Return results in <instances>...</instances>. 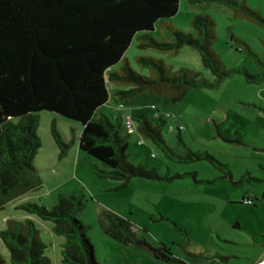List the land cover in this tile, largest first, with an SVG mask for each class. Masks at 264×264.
<instances>
[{"label": "rangeland", "instance_id": "1", "mask_svg": "<svg viewBox=\"0 0 264 264\" xmlns=\"http://www.w3.org/2000/svg\"><path fill=\"white\" fill-rule=\"evenodd\" d=\"M264 19V0H243ZM207 16L216 39L211 46L227 70L244 68L248 74L260 73L256 59L264 63V24L215 2L190 3L180 0L177 13L168 24L194 34L192 21ZM152 37L173 43L170 27L155 25ZM134 39L120 63L126 61L132 70L150 76L137 57L161 60L167 73L180 68L198 71L208 80L213 76L201 62L197 49L183 46L175 49L142 47ZM125 86L109 84V98L94 113L113 119L120 114L132 120L138 110L157 106L170 113L184 130L161 135L173 151L186 156L187 150L204 155L202 159L176 161L150 140L135 131L127 147L129 159L154 168L160 179L131 178L125 187L121 182L97 178L77 150L80 125L51 112L39 113L37 133L42 147L34 158L42 186L7 203L0 209V231L8 219L30 218L39 238L46 245L50 264H61L64 236L56 235L53 223L16 209L22 202H36L50 209L59 193L82 194L85 207L77 219L88 227V237L98 264H259L264 260V83H249L243 74L225 77L215 88L189 89L184 99L164 108L162 99L149 93L131 98L116 95ZM55 120L70 152L59 158V149L51 133ZM124 129V128H123ZM123 134H128L122 130ZM182 143L179 142V137ZM143 140V144L139 142ZM122 220L113 237L108 231L104 213ZM163 245L175 261L157 259L152 249ZM0 252L8 251L0 238Z\"/></svg>", "mask_w": 264, "mask_h": 264}, {"label": "trees", "instance_id": "2", "mask_svg": "<svg viewBox=\"0 0 264 264\" xmlns=\"http://www.w3.org/2000/svg\"><path fill=\"white\" fill-rule=\"evenodd\" d=\"M179 1L0 0V209L42 186L39 170L34 166V158L42 147L37 133L40 112L78 123L77 147L89 156L85 163L97 178L119 181L122 188L131 178L160 177L154 168L146 169L143 161L134 164L129 159L130 134H123L124 119L120 114L113 119L94 116L109 98V84L128 87L117 91L120 98L146 92L160 97L165 108L182 101L189 89L215 88L232 74L245 75L249 83H264V63L257 59L260 73L255 75L244 68L227 70L219 61L211 49L216 37L209 29L212 21L207 16L192 21L194 34L168 24L167 20L178 11ZM189 2H215L264 24V19L243 0ZM158 22L170 27L173 43L152 37ZM134 39L142 41V47L197 49L202 65L213 79L188 68L167 73L169 67L163 61L143 56L137 61L151 70L150 76L138 74L126 61L114 68ZM131 117L137 122V132L165 157L176 161L204 157L189 150L186 156L173 151L161 135L169 118L159 107L138 110ZM50 133L59 158H64L71 141H64L55 120L50 123ZM178 137L181 144L179 134ZM84 207L82 194L59 193L50 209L36 202H22L16 209L52 222L53 232L65 237L61 264H98L88 227L77 219ZM104 218L108 231L116 237L113 232L121 229L122 220L110 212H105ZM0 238L8 251L7 258L0 252V264H50L46 245L30 218L8 219ZM152 252L157 259L175 261L170 249L163 245Z\"/></svg>", "mask_w": 264, "mask_h": 264}, {"label": "built area", "instance_id": "3", "mask_svg": "<svg viewBox=\"0 0 264 264\" xmlns=\"http://www.w3.org/2000/svg\"><path fill=\"white\" fill-rule=\"evenodd\" d=\"M152 108H153V106H152ZM163 113L165 114V116H167L169 118V121H168L169 123L167 124V133H172L175 130H178V131L184 130V126L182 124H180V123H177L176 125L172 124V120L174 119L173 115H171L170 113H166V112H163ZM153 115H154V117L158 116V114H153ZM123 128H124L125 132L128 134L134 133V131H135L134 121H132L130 119L124 120L123 121ZM139 143L143 144V140H141Z\"/></svg>", "mask_w": 264, "mask_h": 264}, {"label": "crops", "instance_id": "4", "mask_svg": "<svg viewBox=\"0 0 264 264\" xmlns=\"http://www.w3.org/2000/svg\"><path fill=\"white\" fill-rule=\"evenodd\" d=\"M77 150H78V147H77ZM69 152H70V150H68V152H67L65 158L67 157V155L69 154ZM78 152H81V151L78 150ZM85 159H86V158H84V161H85ZM41 179H42V178H41ZM42 183H43V181H42Z\"/></svg>", "mask_w": 264, "mask_h": 264}, {"label": "bare ground", "instance_id": "5", "mask_svg": "<svg viewBox=\"0 0 264 264\" xmlns=\"http://www.w3.org/2000/svg\"><path fill=\"white\" fill-rule=\"evenodd\" d=\"M259 264H264V260H262Z\"/></svg>", "mask_w": 264, "mask_h": 264}]
</instances>
